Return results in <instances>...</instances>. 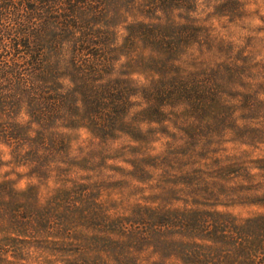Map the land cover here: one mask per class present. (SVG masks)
I'll list each match as a JSON object with an SVG mask.
<instances>
[{
    "label": "rangeland",
    "instance_id": "rangeland-1",
    "mask_svg": "<svg viewBox=\"0 0 264 264\" xmlns=\"http://www.w3.org/2000/svg\"><path fill=\"white\" fill-rule=\"evenodd\" d=\"M83 1L69 27L0 0L63 102H0V264L262 260L264 0Z\"/></svg>",
    "mask_w": 264,
    "mask_h": 264
},
{
    "label": "trees",
    "instance_id": "trees-1",
    "mask_svg": "<svg viewBox=\"0 0 264 264\" xmlns=\"http://www.w3.org/2000/svg\"><path fill=\"white\" fill-rule=\"evenodd\" d=\"M67 1V2H66ZM43 2L41 5L38 3ZM84 2L79 0H22V3L26 4V8L29 11L37 9V6L45 5L46 9L52 13V18H57L63 20L66 26H71L67 23L68 17L76 11V3ZM9 3V2H6ZM69 4V8H65L63 15L61 16L60 6ZM60 5V6H59ZM5 7V6H0ZM66 7V6H65ZM6 8H14V6H6ZM38 10V9H37ZM67 23V24H66ZM6 29H0V37H4V40L9 41L11 44L9 46V55L3 56L5 44H0V102H9L16 104L20 102L21 98H25L28 107H32V113L39 115L40 121H47L52 118L54 114L60 111L62 107V99L60 95L52 92L51 89L46 88L41 85L38 80L42 76V72L45 69V62L43 60L41 51L33 46L32 38L26 36L24 32H16L13 27L11 33H6ZM9 29V28H8ZM18 29V28H17ZM30 34V33H29ZM28 34V35H29ZM32 34V31H31ZM30 34V35H31ZM85 38L77 44V48L82 46L80 49L75 50V55L72 56V61L78 62V67H80L83 72L81 75L83 78L87 79L88 74L85 73V69L94 63L88 58V53L91 49L90 45L85 43L86 38H89L88 34H84ZM2 40V39H0ZM21 41L24 51L21 56V62L23 65L15 67V60L13 57L16 55L10 53L11 48L17 46ZM34 41V40H33ZM8 42V43H9ZM87 45V46H86ZM76 52H80L76 54ZM83 55V57H81ZM11 60V62H9ZM9 63V64H8ZM16 69V70H15ZM106 91V90H104ZM95 95H97L95 93ZM256 253V250H255ZM249 252L248 258L251 260L250 264H264V258L262 260H255L256 254Z\"/></svg>",
    "mask_w": 264,
    "mask_h": 264
}]
</instances>
